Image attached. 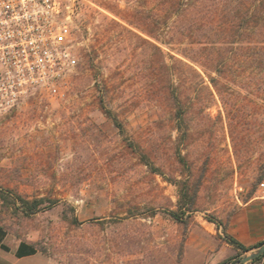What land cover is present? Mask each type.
I'll use <instances>...</instances> for the list:
<instances>
[{"label": "rangeland", "instance_id": "rangeland-1", "mask_svg": "<svg viewBox=\"0 0 264 264\" xmlns=\"http://www.w3.org/2000/svg\"><path fill=\"white\" fill-rule=\"evenodd\" d=\"M64 3L77 64L62 94L33 90L0 107V193L9 198L0 199V224L8 237L64 264H245L252 251L237 261L221 227L253 199L264 167V25L251 31L249 60L237 43L225 49V91L236 110L229 120L214 89L209 94L177 63L163 67L165 52L178 56L186 41L166 47L145 34H173L167 0ZM173 91L187 110V138L175 129ZM171 178H200L198 209L179 212L180 221L170 215L178 198ZM12 194L46 200L27 216Z\"/></svg>", "mask_w": 264, "mask_h": 264}, {"label": "trees", "instance_id": "trees-1", "mask_svg": "<svg viewBox=\"0 0 264 264\" xmlns=\"http://www.w3.org/2000/svg\"><path fill=\"white\" fill-rule=\"evenodd\" d=\"M166 18L165 24L171 21L168 29L173 30L170 38H159L152 30H145V34L154 41H159L166 47H171L173 43L186 41L182 48H178V56L171 54L170 51L165 52L170 62L162 60V65L165 69L171 67L173 63L179 64L186 74H191L199 85H205L209 94L212 95V89L218 95L229 120L236 118L234 102L231 100V95L225 89L228 88L230 80L226 73L227 67L230 68V57L227 56L225 50L229 43H237L239 47H244L247 60L252 56L251 49L255 42L252 40L251 31L255 27L264 25V0H167L165 4ZM218 21V22H216ZM138 28V26H136ZM139 29V28H138ZM178 35V38H175ZM231 36V40L228 38ZM179 41V42H174ZM149 44L160 53L162 48L154 42L148 40ZM260 42V41H259ZM264 43V38L262 40ZM216 49V55L211 54L212 50ZM164 54V58H165ZM264 63V57L261 60ZM261 83L264 87V73L261 72ZM185 79L187 75L184 74ZM191 82V81H190ZM176 92H170L168 98L173 104V112L175 119V129L182 133L183 137H189V127L186 124V108L183 107L181 98ZM264 95V90H263ZM233 96V95H232ZM264 101V98L262 99ZM100 107L105 116L113 121V124L120 132L124 131L122 123L118 117L114 115L104 105L103 99H99ZM264 136V126H263ZM140 158L154 171L162 175L159 168L154 167L147 153L139 152ZM259 178V177H258ZM257 178V180H258ZM172 182L178 187L177 210H171L170 215L180 221L179 212L189 215L196 211L197 208V192L200 186V178L191 181L189 178L178 180L171 178ZM13 195V204L16 201L19 203V208L25 215L35 213L39 206L46 200L45 197H36L31 200L26 199L18 194ZM0 199L7 201L8 196L0 193ZM227 224L222 226L223 238L236 250L234 258L239 261L241 254L252 251L264 244V241L258 242L253 246L246 247L235 238L227 234ZM23 246V244H22ZM21 247V245H20ZM29 252L35 251V246H29ZM40 251V250H39ZM21 254V251H18ZM264 253L252 259L250 262H255L260 259Z\"/></svg>", "mask_w": 264, "mask_h": 264}, {"label": "built area", "instance_id": "built-area-1", "mask_svg": "<svg viewBox=\"0 0 264 264\" xmlns=\"http://www.w3.org/2000/svg\"><path fill=\"white\" fill-rule=\"evenodd\" d=\"M64 0H0V107L29 91L60 96L77 60L70 48ZM254 198L264 200V167Z\"/></svg>", "mask_w": 264, "mask_h": 264}, {"label": "crops", "instance_id": "crops-1", "mask_svg": "<svg viewBox=\"0 0 264 264\" xmlns=\"http://www.w3.org/2000/svg\"><path fill=\"white\" fill-rule=\"evenodd\" d=\"M226 232L246 247L264 241V200L253 197L246 201L230 217ZM223 244L228 251L236 253L234 247L225 239ZM29 246L32 243L28 240L9 238L6 229L0 224V264H64L39 251L37 247L30 253ZM245 264H264V255L255 262L248 261Z\"/></svg>", "mask_w": 264, "mask_h": 264}, {"label": "water", "instance_id": "water-1", "mask_svg": "<svg viewBox=\"0 0 264 264\" xmlns=\"http://www.w3.org/2000/svg\"><path fill=\"white\" fill-rule=\"evenodd\" d=\"M264 253V244H262L260 247L254 249L252 252L248 253L246 256L242 257L240 259L241 262L246 263L248 261H251L252 259L258 257Z\"/></svg>", "mask_w": 264, "mask_h": 264}]
</instances>
